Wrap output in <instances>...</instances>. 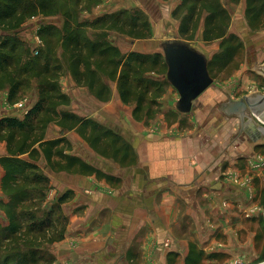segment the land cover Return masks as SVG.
<instances>
[{"label":"crops","instance_id":"crops-1","mask_svg":"<svg viewBox=\"0 0 264 264\" xmlns=\"http://www.w3.org/2000/svg\"><path fill=\"white\" fill-rule=\"evenodd\" d=\"M145 41L151 44L153 40ZM200 51L209 59L206 50ZM67 77L69 84L62 92L70 97L69 112L103 122L126 139L132 131L137 163L122 168L99 156L76 131L48 126L45 140L66 138L72 146L68 154L120 180L119 185H111L95 176L53 173L41 155L37 164L50 178L52 198L72 193L62 205L69 222L64 238L51 248L54 263L168 264L169 253H178L184 263L192 244L206 255H216L203 264H225L232 259L250 262L251 256L257 255L252 226L259 217L251 215V196L255 185L264 183V172L254 171L251 163L263 156L255 153L254 147L264 144V124L250 120L248 130V123L236 125L229 115L221 117L223 106L229 98L234 99L235 91H224L223 98L221 89L211 86L193 103L189 114L176 110L174 125L165 123L163 128L152 130L132 118L124 119L115 83L108 84L110 101L102 103L87 88L78 87L70 72ZM174 92L172 105L176 109L179 95ZM220 98L228 100L221 103ZM36 102L19 101L15 109L0 111V119L22 120ZM187 120L197 128L182 133ZM7 155V144L0 141V159ZM3 176L0 164V201L6 203ZM0 224H9L1 209Z\"/></svg>","mask_w":264,"mask_h":264},{"label":"trees","instance_id":"trees-1","mask_svg":"<svg viewBox=\"0 0 264 264\" xmlns=\"http://www.w3.org/2000/svg\"><path fill=\"white\" fill-rule=\"evenodd\" d=\"M57 0H36L30 3L27 0H0V30L4 41L0 43V67L10 68L15 58L22 59L18 54V36L27 26L28 20L40 14L49 16L54 14V4ZM240 0H231L238 3ZM247 8L245 17L250 27L259 29L264 25V0H246ZM183 7L188 9L187 14L181 20L179 35L184 38L189 34L188 25L193 22L199 13H206L203 41L210 44L221 42L224 48L230 40L228 29L230 26V14L219 0H184ZM66 4H64L65 6ZM64 18L69 23H64L59 47L64 54H68V71L77 86L87 88L89 93L102 103L111 99L109 83H115L120 100L125 104H135L133 116L139 119L143 113V103L149 94V88L154 82L143 76L164 65H161V55L153 56L131 52L123 54L107 39H90L80 31L92 26L100 25V22L89 25L74 26L72 12H64ZM129 35L135 40H148L150 28L144 25L142 28L134 22ZM183 28L182 26H184ZM48 27L39 32L41 38ZM135 33L137 35H132ZM51 37L50 34H47ZM43 41V40H42ZM190 42V40H184ZM26 44L25 41L22 42ZM232 50L229 46L227 50ZM227 53H229L227 51ZM29 72L22 71V75L34 72V77L40 79L37 86V102L20 120L15 117L0 119V141L7 144L8 155L0 159L4 170L1 187L8 201H0V208L7 215L9 224L0 226V239L10 242L21 235L24 230V207L34 199L44 198L45 191L50 189V178L45 176L38 166L41 155L44 156L48 168L53 173L67 172L81 176H95L98 180H105L111 185H119L120 180L102 173L97 168L86 163L77 156L68 154L72 146L66 138L45 140L46 130L49 125L55 124L63 131H76L83 140L99 156L112 160L122 168H129L137 163L136 153L133 147L127 143L114 130L104 126L93 119L77 116L69 111L61 110L70 106V97L64 94L58 84L61 76L62 65L52 54H43ZM53 69L50 70V63ZM217 56L208 61L210 75L215 68ZM44 62L41 71L35 69ZM19 63V62H18ZM31 64V63H29ZM28 64V65H29ZM166 65V64H165ZM30 67V66H29ZM21 72V70H20ZM166 80V79H165ZM110 81V82H109ZM19 82L17 83V86ZM11 90L14 97L18 87ZM140 91V92H139ZM27 156V159L23 158ZM71 192H66L56 199L57 210L62 214V205L71 197ZM35 216L26 232H33L36 228L41 231L52 228V221L34 222ZM24 232V233H26ZM64 235L55 240H61ZM46 253L41 248H32L25 252H18L6 259L8 262L15 258V264H39ZM215 258L214 255L205 256L204 252L195 244L190 245L189 252L183 264H203L205 260ZM180 255L169 253L168 264H179ZM54 261L51 256L50 264Z\"/></svg>","mask_w":264,"mask_h":264},{"label":"rangeland","instance_id":"rangeland-1","mask_svg":"<svg viewBox=\"0 0 264 264\" xmlns=\"http://www.w3.org/2000/svg\"><path fill=\"white\" fill-rule=\"evenodd\" d=\"M27 1L36 3V0ZM219 1L228 10L231 19L228 29L230 40H228L229 42L224 48H221V42H219L217 46L215 44L217 41L212 45L211 43L207 45V43L203 41L206 17V13L204 12L199 13V16L197 14L193 22L188 25L189 34L186 37L182 38L179 35L181 20L188 11V9L183 7L184 0H57L54 4V14L49 16L40 14L28 20L26 23L27 27L20 32L17 39H19L21 43L17 45V48L18 54L22 59L20 60L16 57L14 64H12L10 68L0 67V111L15 109L19 101H24V103L32 105L31 102H33L34 99H38L37 86L40 83V79L34 77V72L27 73V75H22L21 73L26 68L29 72L31 71L30 68L35 65L37 58L41 55L40 52L44 55L48 54L51 56L52 54L59 60L58 62L62 65V72L58 84L61 90L64 88L66 89L68 86L69 80L67 76L69 71L67 68L69 56L68 54H64L59 47L64 23H69L67 19L64 18L65 10L72 12V22L75 27L78 25H89L100 22V25L92 26L94 27L92 29L85 27L80 30L83 35L90 39H107L114 46L117 45L116 47L121 50L123 54H129L126 52L135 50L133 52L144 55H161V65H163V63L164 65L152 72H147L143 76L154 82V86L149 88V94L143 103V113L138 120L135 119V117H133L135 104H125L120 101L122 103V110L120 112H123L124 119L132 118L143 125V127L152 130L163 128V124L165 123L168 124V127H171L172 124L174 125L177 122L178 113L172 105L173 99L175 98L173 94L175 92L172 86L165 80L168 69L165 65L163 52L159 48L160 43L169 37L182 41L185 39L190 40L198 49H204L209 53L208 61L216 56L218 57L211 77L214 80L212 87L221 89V97L224 91H235L234 98L236 99L241 96L253 95L254 93L260 95V93L264 92V25L259 29L249 26L245 17L247 8L246 0H240L236 4L232 3L231 0ZM64 4L66 5L64 6ZM134 22L141 28L145 24L149 26L150 34L148 40H153L151 44L145 43V40H135L132 38L133 36L129 35L130 29L135 25ZM28 25L30 26L28 27ZM37 27H39L40 30L48 27L44 35L41 36L43 44L37 47L39 50L38 55L34 53L36 47L35 30ZM182 27L185 28V24ZM1 33L0 30V43L4 41V38L1 37ZM47 34H50L51 37H48ZM132 35L137 34L132 33ZM23 41H25L26 44H23ZM229 46L232 47V50H227ZM216 48L217 51L214 53V49ZM227 51L229 53H227ZM212 54L214 55L213 58L210 57ZM51 59L50 70L52 71L54 59ZM38 63L35 69L41 71L44 62ZM18 82L19 85L17 86ZM15 86L18 87V90L14 97H11V90ZM210 90L211 88L209 91ZM225 96L227 98V94H225ZM223 98L225 97L223 96ZM223 98H220L222 101L221 103H225L228 100ZM214 101L216 102L217 98ZM61 110L69 111V107L62 108ZM220 115L221 117L225 116L222 112ZM228 118L229 117L226 119ZM230 120H233L236 125L239 124V121L233 117ZM101 124L114 130L132 146V131H128L126 139L119 130L103 122ZM196 128L197 126H195L194 123L187 120L185 125H183L182 133H191L195 131ZM238 129L237 127L236 130L238 131ZM237 133L238 132H236V134ZM260 152L264 156V149L255 150L257 154ZM263 156L257 157L256 160L261 157L264 158ZM255 188L251 196L253 202L251 215L252 217H259V221L252 226V232L256 233L254 242L257 255H252L250 262L232 259V261L225 264L264 263V183L256 184ZM45 192L44 198L38 197L24 207L26 217L23 219L25 223L21 235L10 242L0 239V264H5L6 259L15 253L25 252L32 248H41L46 253L43 261L39 264H50L52 256L51 248L54 243L60 241L55 240L57 237L65 235L69 221L63 213L61 214L57 210L56 199L58 196L62 195V193L57 194L53 199L50 189ZM5 216L7 217L6 213ZM31 216H35V223L52 221V228L47 229L46 232L41 231L40 228H36L33 232H26V229L32 222V220H29ZM0 226L3 227L2 224H0ZM205 256H209V254H205ZM6 263L15 264V258ZM52 264L56 263L53 261ZM179 264H183L181 255Z\"/></svg>","mask_w":264,"mask_h":264},{"label":"water","instance_id":"water-1","mask_svg":"<svg viewBox=\"0 0 264 264\" xmlns=\"http://www.w3.org/2000/svg\"><path fill=\"white\" fill-rule=\"evenodd\" d=\"M159 48L163 52L168 69L165 79L179 95L176 110L181 114H189L193 103L213 85L214 80L208 70V59L195 45L175 38L165 39ZM249 99L252 100L246 98V101L230 102L227 107H232L233 110L228 113L229 116L237 114L243 122V111L251 106ZM259 119L264 124V119ZM262 132L264 133V127Z\"/></svg>","mask_w":264,"mask_h":264},{"label":"flooded vegetation","instance_id":"flooded-vegetation-1","mask_svg":"<svg viewBox=\"0 0 264 264\" xmlns=\"http://www.w3.org/2000/svg\"><path fill=\"white\" fill-rule=\"evenodd\" d=\"M246 98H251L252 100L249 99L250 102H251V106L247 107V109L243 111V116H244L243 122H242V119L237 114H234V115H232L230 117L231 118L233 117V118L237 119L240 123L241 122L243 124L248 123L247 124V128L249 130V124L252 125V122H256V123L260 122V119H259L260 117L262 119H264V92L260 93V95H253L251 97L246 95V96L240 97L239 99H235V98H234L235 100L234 99L233 100L230 99L227 102V104L223 106V109L222 108L221 109H222V113H224L226 115H229L228 113L230 111H232L233 108L229 107V106H228L229 107L228 108L227 105H229L230 102H233V101L234 102H236V101L239 102L241 100L246 101ZM250 120H252V122ZM259 149L260 150L264 149V144H262V143L261 144H256L255 147H254V150H259Z\"/></svg>","mask_w":264,"mask_h":264},{"label":"built area","instance_id":"built-area-1","mask_svg":"<svg viewBox=\"0 0 264 264\" xmlns=\"http://www.w3.org/2000/svg\"><path fill=\"white\" fill-rule=\"evenodd\" d=\"M39 30L40 28L37 27L35 32H36V37H35V44H36V47H35V54L38 55L39 54V50L37 49V47H40L42 44H43V41L42 39L40 38L39 36ZM260 157V156H258ZM251 166H252V169L254 171H260V170H263L264 172V159L263 158H259L258 160H256L255 162H252L251 163Z\"/></svg>","mask_w":264,"mask_h":264}]
</instances>
